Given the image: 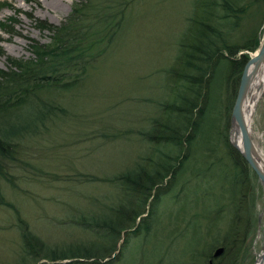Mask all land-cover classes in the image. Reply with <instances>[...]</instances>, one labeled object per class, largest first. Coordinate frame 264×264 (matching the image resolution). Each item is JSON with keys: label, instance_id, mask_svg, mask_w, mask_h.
<instances>
[{"label": "rangeland", "instance_id": "rangeland-1", "mask_svg": "<svg viewBox=\"0 0 264 264\" xmlns=\"http://www.w3.org/2000/svg\"><path fill=\"white\" fill-rule=\"evenodd\" d=\"M118 1L111 0L115 6ZM77 2L80 0H0V70L9 71L10 60H33L32 47L49 45L52 35L39 29L38 23L59 26ZM202 2L121 0L127 5L122 30L95 69L77 87L36 93V102L47 101L65 112L58 117L48 115L37 128L27 124V134L13 139L14 158L0 160V264H32L24 251L19 221L49 252L71 246L74 251L88 249L92 246L88 242L96 248L105 243L77 227L78 218L116 221L120 207L129 215V192L115 180L137 165L148 167L146 160L153 146L135 132H146L151 120L158 117L160 105L170 100L167 72L175 66L180 46L192 39L193 19L206 13ZM249 9L257 13L239 25L232 44L238 43L244 27H256L263 34L264 3ZM251 53L254 51L240 52L236 57ZM232 85L224 95L221 116L227 104H234L237 93L234 95L236 85ZM254 105L251 136L264 157V92ZM223 125L225 128V121ZM192 153L197 156L196 151ZM225 162L231 166L230 160ZM250 171L249 183L234 188L211 172L198 180L189 173L173 179L172 192L153 206L141 232L127 236L116 264H207L208 256L222 247L234 205L252 214L243 231L248 257L238 264H255L264 247V189ZM114 240L107 242L103 253ZM223 253L216 264H231Z\"/></svg>", "mask_w": 264, "mask_h": 264}, {"label": "trees", "instance_id": "trees-1", "mask_svg": "<svg viewBox=\"0 0 264 264\" xmlns=\"http://www.w3.org/2000/svg\"><path fill=\"white\" fill-rule=\"evenodd\" d=\"M118 3L119 6H115L111 0H80L74 3L69 16L59 26L38 23L39 29L52 34L50 44L40 46L36 43L31 52L33 60L27 63L10 60L9 71L0 70V160L14 158L13 139L21 133L27 134L28 126L37 128L38 124H45L48 115L58 117L65 112L62 107L47 101L36 102L34 97L43 90L60 92L77 87L90 70L95 69L96 63L113 46L122 30L120 26L127 5H122L121 0ZM261 3L264 0H203L200 6L206 13L193 19L192 39L180 46L175 66L167 72L170 100L160 105L158 117L151 120L146 132H135L142 141L153 146L152 154L146 160L148 167L137 165L131 171L118 174L115 180L129 192L126 204L129 215L120 207L116 221L109 217L102 220L78 218L77 227L100 237L105 243L96 248L95 243L88 242L92 245L88 249L74 251L71 246L68 250L49 252L25 223L19 221L24 251L31 256L32 264H59L56 262L67 259L74 260L68 264L118 263L128 242L127 236L141 232V225L152 213L153 206L161 196L172 192L173 179L184 177L185 173L198 180L211 172L218 180H226L224 185L231 188L249 183L247 178L251 169L228 141L233 102L223 108L222 116L219 110L226 101L224 95L230 84L236 85L234 95L237 93L241 73L249 59L248 54L236 56L240 52L255 51L261 36L256 27L249 26L240 31L238 43L231 42L239 25L256 15L257 11L252 13L249 8ZM192 151H196L197 156L193 157ZM207 158L209 161L204 163ZM227 159L231 166L225 162ZM92 180L86 182H94ZM233 209L226 221L228 229L222 248L223 258L231 260V264H238L248 253L243 231L252 214L250 210L244 212V209L236 208V205ZM148 227L147 224L144 228L145 234ZM122 235V243L117 248ZM112 239L115 240L110 249L103 253L107 242ZM230 256L232 259L228 258Z\"/></svg>", "mask_w": 264, "mask_h": 264}, {"label": "water", "instance_id": "water-1", "mask_svg": "<svg viewBox=\"0 0 264 264\" xmlns=\"http://www.w3.org/2000/svg\"><path fill=\"white\" fill-rule=\"evenodd\" d=\"M264 64V33L260 40L258 50L254 55H251L248 62L244 66L241 73L240 82L238 83L237 95L232 105L230 115V131L229 136L234 131L235 134L240 137V147L237 146L229 137V142L236 151L239 152L243 160L249 165L250 169L257 177L258 183L264 189V162L261 159L257 149L254 147V143L251 136V117L248 119L244 116L243 105L248 94L251 83L260 76ZM222 247L216 249L213 253V258H217L223 253ZM209 264H212L210 261ZM255 264H264V247L260 251Z\"/></svg>", "mask_w": 264, "mask_h": 264}, {"label": "bare ground", "instance_id": "bare-ground-1", "mask_svg": "<svg viewBox=\"0 0 264 264\" xmlns=\"http://www.w3.org/2000/svg\"><path fill=\"white\" fill-rule=\"evenodd\" d=\"M260 76L255 79L249 88L248 94L246 96L244 105H243V111L244 116L248 119L249 117H252L253 115V109L255 107L254 104H256L257 100L261 96V93L264 92V64L262 71L260 72ZM231 139L236 142L237 146L240 147V137L239 135L235 134L234 131L232 132V135L230 136ZM261 156V155H260ZM261 159L264 162V157L261 156Z\"/></svg>", "mask_w": 264, "mask_h": 264}, {"label": "flooded vegetation", "instance_id": "flooded-vegetation-1", "mask_svg": "<svg viewBox=\"0 0 264 264\" xmlns=\"http://www.w3.org/2000/svg\"><path fill=\"white\" fill-rule=\"evenodd\" d=\"M219 258L212 259V255L208 256L207 258V264H209L210 261H212V264H216Z\"/></svg>", "mask_w": 264, "mask_h": 264}]
</instances>
